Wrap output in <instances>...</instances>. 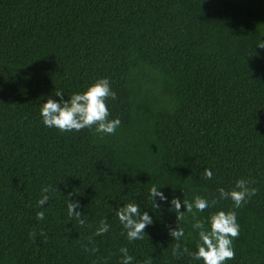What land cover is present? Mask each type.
Returning <instances> with one entry per match:
<instances>
[{"label":"trees","instance_id":"trees-1","mask_svg":"<svg viewBox=\"0 0 264 264\" xmlns=\"http://www.w3.org/2000/svg\"><path fill=\"white\" fill-rule=\"evenodd\" d=\"M99 78L117 95L106 101L121 121L114 134L43 125L41 104L59 101L56 91L67 100ZM152 185L168 198L157 209ZM221 187L233 188V0H0V264H121V247L132 264H203L183 252L197 251L191 214L181 240L169 235L170 201H211ZM127 203L152 217L142 240L129 242L115 215ZM219 210L233 202L196 219L207 228ZM102 220L109 231L93 236Z\"/></svg>","mask_w":264,"mask_h":264},{"label":"clouds","instance_id":"clouds-1","mask_svg":"<svg viewBox=\"0 0 264 264\" xmlns=\"http://www.w3.org/2000/svg\"><path fill=\"white\" fill-rule=\"evenodd\" d=\"M257 47L264 49V41H259ZM56 97H60L56 101L49 97L47 101L41 104L40 116L42 123L48 128H55L60 132H79L83 129H94L96 134L101 137L104 135H112L120 126L119 118L109 119V109L106 101L111 98L117 99L116 93L111 89L110 82L106 78H99L94 83L87 86L82 93H73L67 100L64 99L62 91L55 92ZM204 179L213 178V172L210 169H204ZM255 180H245L243 178L236 181L234 188L225 190L218 188V197H214L211 201L195 196L193 201L187 199L181 201L177 197H173L170 204L173 206L170 211L176 214V227L169 228V235L173 240L179 241L184 236V229L179 227V222L186 219V214H191L194 219L192 228L197 231L198 239L196 241L197 251L189 252L185 247L183 252L187 253L193 260L203 261V264H226L227 261L235 258V250L233 241L239 237L240 225L237 222V214L234 210L227 212L223 210L216 211L208 217L209 227H205V222L196 219L198 212H203L210 207H214L219 200H231L234 208H240L253 197L257 189L250 187L255 184ZM160 189V188H159ZM155 185H152L149 192V198L152 201V208H160L161 205L156 202L158 197L160 201H167V197ZM50 186L42 188V195L37 201V205L43 208L50 199ZM72 193H69L70 197ZM68 198V197H67ZM181 203H183L184 211H181ZM80 207L79 203L68 198L67 210L69 217H74L78 223L83 226L85 220L81 219L82 213L76 211ZM120 224L126 232L129 242L142 240L145 235V228L153 223L152 217L147 211L141 212V208L136 203H127L123 207H119L115 211ZM37 220L45 219V212L38 211L36 213ZM109 224L102 220L99 227L93 233V236H103L109 231ZM40 235L47 239L46 233L41 231ZM123 234V233H122ZM37 233L35 231L29 233L30 238L35 240ZM89 243H94L92 236L88 237ZM180 244L177 243L173 249V255L180 254ZM84 250L95 253L98 251L96 247L89 249L87 246ZM122 255L121 264H132L133 257L129 255L127 247H121ZM144 264H151L149 258Z\"/></svg>","mask_w":264,"mask_h":264},{"label":"rangeland","instance_id":"rangeland-1","mask_svg":"<svg viewBox=\"0 0 264 264\" xmlns=\"http://www.w3.org/2000/svg\"><path fill=\"white\" fill-rule=\"evenodd\" d=\"M127 141H128V147L130 148H136L138 145V141L136 140V137L134 135H127Z\"/></svg>","mask_w":264,"mask_h":264}]
</instances>
